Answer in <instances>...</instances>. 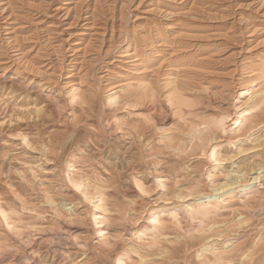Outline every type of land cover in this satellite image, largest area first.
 I'll use <instances>...</instances> for the list:
<instances>
[{
  "label": "bare ground",
  "instance_id": "bare-ground-1",
  "mask_svg": "<svg viewBox=\"0 0 264 264\" xmlns=\"http://www.w3.org/2000/svg\"><path fill=\"white\" fill-rule=\"evenodd\" d=\"M3 82L9 84L7 95L13 94L15 107L35 115L40 134L49 132L47 143L53 144V152L62 146L63 130L124 131L131 135L130 147L135 141L153 147L149 133L154 131L168 138V148L181 150L178 155L202 149L210 152L211 160H221L210 141L225 130L223 115L191 121L175 143L174 136L158 130L173 115L184 121L188 114L200 116L204 105L212 103L209 95L234 89L241 91V98L249 95L234 119L238 129L251 122L253 110L264 116V0H0ZM14 111L25 117V110ZM133 114L141 118L126 117ZM262 139L263 135L255 137ZM87 141L90 136L84 144ZM80 143L78 138L74 141L77 150L67 180L93 204L95 232L105 240L106 231H121L118 223H106L109 216L127 218L147 188L134 171L122 185L115 167L117 180L111 186L80 176L78 166L91 160ZM135 155L146 157L133 151L130 158ZM235 167L237 175L226 170L223 181L213 184L214 192L191 193L195 201L187 206L182 202L179 207L146 210L147 225L136 228L135 236L143 240L140 245H148L145 237L151 235L160 243L155 249L102 246L92 257L84 251V264H181L191 251L194 264H264V229L251 234L254 213L264 208V162L257 168L245 162ZM165 171L174 179L178 176L175 164ZM251 174L256 175L249 178ZM183 193L181 188L178 195ZM45 198L62 215L54 196L46 192ZM8 210L0 200V220L15 230ZM179 214L187 220L184 232L175 230L181 223ZM32 228L41 232L40 242L30 245L31 234L21 232L29 245L25 258L62 252L58 242L43 243L46 227ZM211 237L222 241L209 242Z\"/></svg>",
  "mask_w": 264,
  "mask_h": 264
},
{
  "label": "rangeland",
  "instance_id": "rangeland-1",
  "mask_svg": "<svg viewBox=\"0 0 264 264\" xmlns=\"http://www.w3.org/2000/svg\"><path fill=\"white\" fill-rule=\"evenodd\" d=\"M8 85L5 82L0 83V200L7 204L9 208L7 213L12 216V227L16 226L17 229L11 230L0 220V264H35L36 261V264H84V251L92 257L102 246L112 244L119 249H126L132 245L142 248L143 251H150L160 243L153 242L150 235L145 237L150 246L140 245L139 243L143 240H136L135 236L136 228H144L147 225L146 210L153 207H179L182 202L187 206L195 201V195H191L195 190H202L204 193L214 192L213 184L223 181L222 173L226 170L237 175L232 170L238 163L245 162L255 168L256 164L264 162V116L257 115L258 109H255L252 111L254 117L251 122L238 129L234 125V119L240 110L239 107L249 98V95L241 98L239 97L241 91L235 89L222 94L209 95L212 103L204 105H207L206 109L204 112L200 111V116L188 114L184 116L186 118L184 121L180 115H173L171 121L158 130L159 133L174 136L175 139L172 141L175 143L184 136L186 127L191 121L198 122L202 119L225 116V130L218 131L215 139H209L212 140L210 145L214 144V147L220 151L221 160L214 161L209 158L210 152L202 149L194 153L178 155L181 150L178 152L168 148V138H162L154 131L149 133L153 147L140 145L139 141H135V144L130 147L131 135L124 131L102 132L103 130H99L86 133L81 130L74 133L63 130L60 137L62 146L55 147L53 152V144L47 143L49 132L40 134L34 126L35 115H29L26 109L15 107V97L13 94L7 95L10 91L7 89ZM60 100L62 103L65 102L63 96ZM14 109L25 110V117L19 118ZM126 117H130L131 120L141 118L139 114L126 115ZM18 125L19 128L13 129ZM70 134L71 137H69ZM23 135L27 136V141H24ZM260 135H263V139L255 140V137ZM87 136H90V141L84 144ZM77 138L81 141L82 147L86 146L84 150L91 158L84 164L85 166H78L81 167L80 176L85 179L91 178L92 183L97 185L111 186L117 180L112 173V168L115 167L121 174L119 183L122 185L129 181V175L134 171L143 179L147 188L145 194L137 197L138 203L134 205L135 210L130 211L127 218L113 220L109 216L106 223L116 222L121 229L120 232L112 229L106 231L107 235L104 239H108L109 243L101 240L99 234L95 232L93 204L83 200L81 193L75 192L67 180L66 172L73 168L72 154L77 150L74 145ZM133 151L143 153L146 157L140 159L139 155H135L134 158H130ZM159 151L162 152L157 153ZM132 163L135 169L132 168ZM173 164L177 165L178 176L175 179L165 171ZM255 175L251 174L249 178ZM263 175L264 172L260 176ZM181 188L184 189V193L180 197L178 191ZM46 192L54 196L55 204L62 208V215H60L61 212L55 211L53 205L47 203ZM254 214L251 221L254 231L251 234L264 229V208ZM178 217L181 223L175 226V230L184 232L188 226L187 220L183 218V214H179ZM34 226L46 227L49 233L45 236L43 243L47 245L58 242L62 252L50 253L45 257L40 256L39 253H32L25 258L24 255L29 253V245L24 243L25 239H22L24 235L21 232L31 234L30 245L37 244L40 242L41 232L32 228ZM121 226L129 227L132 231L124 232ZM58 234L65 239L58 238ZM160 239L163 241L164 235H161ZM208 241L220 242L222 238L211 237ZM192 252L181 264H194ZM132 256L137 258L135 253Z\"/></svg>",
  "mask_w": 264,
  "mask_h": 264
}]
</instances>
